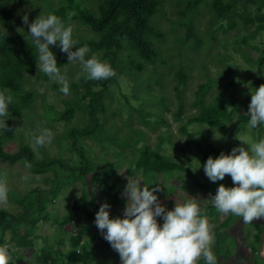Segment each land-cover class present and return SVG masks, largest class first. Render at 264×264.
I'll return each instance as SVG.
<instances>
[{
  "label": "rangeland",
  "instance_id": "374dc122",
  "mask_svg": "<svg viewBox=\"0 0 264 264\" xmlns=\"http://www.w3.org/2000/svg\"><path fill=\"white\" fill-rule=\"evenodd\" d=\"M103 3L0 0L10 12L8 23L0 19V31L8 37L22 35L35 56L29 66L19 48L7 42L0 57V90L8 88L13 96L11 115L5 121L14 129L10 138L0 130V144L7 152L27 144L40 163L28 169L23 158L0 157V175L7 176L10 189L7 206L0 207V246L11 249L10 264H78L71 250L85 254L89 246L110 245L96 227L95 214L107 202L110 218L123 217L128 179L153 184L149 188L158 185L155 194L166 210L195 199L216 226L226 215L214 208L210 197L220 184L234 185L230 175L210 181L203 167L207 158L264 139V125L249 128L247 114L251 92L264 84V0H157L150 23L161 36L149 34L154 58L142 57L134 44L122 39L115 50L116 76L105 85L86 80L81 65L66 59L58 65L69 82L65 95L61 85L37 67L38 49L22 16L27 13L30 24L38 16L55 14L73 28L78 41L73 51L87 45L86 59L95 54L109 63L93 44L99 32L80 16L82 11L97 15ZM222 7L227 8L222 11ZM50 50L55 57L60 52L58 45H50ZM92 91H99L102 99L98 125L89 132ZM204 108L223 109L218 126L193 120ZM45 128L52 131V142L38 148L35 138ZM73 129L85 132L71 135ZM145 146L162 155L163 170L143 171L136 166ZM84 159L88 169L80 173L76 167ZM24 175L30 177L27 182ZM156 219L162 226L163 218ZM233 219L239 220L236 236ZM221 224L216 232L218 251L229 253L236 250L237 242L243 248L248 244L251 258L262 264L263 257L255 251L259 226L245 224L236 215ZM77 236L79 242L72 248ZM43 252L49 261L44 262Z\"/></svg>",
  "mask_w": 264,
  "mask_h": 264
},
{
  "label": "clouds",
  "instance_id": "9594fccd",
  "mask_svg": "<svg viewBox=\"0 0 264 264\" xmlns=\"http://www.w3.org/2000/svg\"><path fill=\"white\" fill-rule=\"evenodd\" d=\"M70 18V17H69ZM22 23L28 25L29 34L38 49L39 70L61 85L60 91L69 93V82L61 74L50 45L59 46L67 54L68 61L81 65V75L91 80H103L116 76L115 70L95 54L86 59L87 45L76 48L73 28L55 14L38 16L29 24L28 14L22 16ZM13 103L10 89L0 90V130L8 131L5 119L11 114L9 105ZM247 114L251 129L264 125V84L251 92ZM219 138V137H216ZM51 130L45 128L35 138L36 147L50 144ZM245 145L247 141L238 138ZM25 167L32 165L25 161ZM204 172L210 181L223 180L230 175L233 187L220 184L210 200L221 214L242 217L245 224L264 218V139L252 142L248 147H234L229 154L220 153L215 159L209 156L204 164ZM196 169V168H195ZM194 169V170H195ZM27 182L30 177L24 175ZM39 179V177H36ZM142 181L129 180L124 189L127 197L123 217H109L107 202L101 203L95 214L96 227L104 239L119 254L121 264H197L203 258L206 264H218L212 247L215 244L213 225L210 224L195 199L175 203L172 210H166L158 201L156 192L160 187ZM7 176L0 175V207L8 204ZM163 218L162 226L157 217ZM106 230V231H105ZM13 260L11 249L0 246V264H10Z\"/></svg>",
  "mask_w": 264,
  "mask_h": 264
},
{
  "label": "trees",
  "instance_id": "16d2710c",
  "mask_svg": "<svg viewBox=\"0 0 264 264\" xmlns=\"http://www.w3.org/2000/svg\"><path fill=\"white\" fill-rule=\"evenodd\" d=\"M157 0H104L103 4L99 5V11L97 15L88 12H80V16L92 29L99 32V40L94 42L95 46L102 49L103 55L108 59L110 66L116 71L117 62L115 50L121 46L122 39H125L134 44L140 53V55L148 60H152L155 55V49L151 44L149 34L161 36V33L150 23V15L152 14ZM222 11H225L227 7H222ZM0 19L4 22L10 21V12L5 4L0 5ZM247 20V19H245ZM7 42L14 43L20 50V55L25 64L31 66L34 61V52L31 44L22 35L5 36L0 31V57L5 54V45ZM57 66L64 63L67 59V54L59 52L55 57ZM131 65L138 67L139 63L131 62ZM109 79V78H108ZM103 80H91L93 82L100 81L103 85L108 81ZM89 81V80H88ZM101 93L99 91L90 92L88 101L90 119L92 120L90 131H94L98 125V119L96 113L101 107ZM223 115L222 108H204L198 115H196L194 121H202L210 125L218 126L219 117ZM10 130L3 131L1 134L4 137L10 138L14 136V129L9 121H5ZM85 130L73 129L70 134H84ZM78 149V148H77ZM137 158L136 166L140 167L143 171L158 172L165 168L166 163L163 161L162 155L151 149L150 147H143L140 149ZM81 152V151H80ZM82 153V152H81ZM0 157L8 160L15 161L16 159L23 158L30 164L39 166L34 157L32 149L27 144H21L16 151L7 152L0 144ZM76 169L80 173H84L88 169V162L84 159V164L77 166ZM234 214H227L224 222L232 219ZM223 221L218 223L214 227V233L216 235L217 229L224 223ZM79 242V236L71 241L72 248ZM72 257H76L78 261L85 260L87 258L85 254H77L75 250H71ZM44 262L49 261V257L43 252Z\"/></svg>",
  "mask_w": 264,
  "mask_h": 264
},
{
  "label": "crops",
  "instance_id": "0c3cea01",
  "mask_svg": "<svg viewBox=\"0 0 264 264\" xmlns=\"http://www.w3.org/2000/svg\"><path fill=\"white\" fill-rule=\"evenodd\" d=\"M227 215L225 216V218ZM234 218V216H232ZM242 219V217H240ZM234 226H232L233 235H238V229H236V225L239 223L238 219H233ZM232 221V223H233ZM238 222V223H237ZM252 224H256L259 226L260 231V242L256 247L255 251L258 252L259 255L263 257V260H260L262 264H264V218L255 219ZM213 226V231H214ZM240 227V225H239ZM218 241V237L215 235V244L214 249L212 250L217 257L218 264H257L258 260L252 259V247L247 244L245 248L240 244H235L236 250H231V252L227 253L226 249L223 251H218V246L216 243ZM217 252V253H216ZM87 258L82 262L78 261V264H121V260L119 258L118 252H116L110 245L108 244H97L96 246H89L86 252ZM206 264L203 258H201L197 264Z\"/></svg>",
  "mask_w": 264,
  "mask_h": 264
}]
</instances>
